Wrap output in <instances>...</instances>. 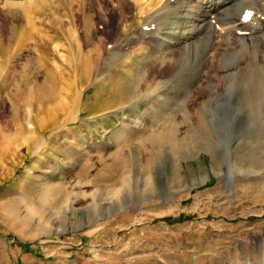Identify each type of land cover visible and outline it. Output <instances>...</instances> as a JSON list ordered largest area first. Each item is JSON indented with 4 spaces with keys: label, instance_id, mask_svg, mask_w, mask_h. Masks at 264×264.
Returning a JSON list of instances; mask_svg holds the SVG:
<instances>
[{
    "label": "rangeland",
    "instance_id": "obj_1",
    "mask_svg": "<svg viewBox=\"0 0 264 264\" xmlns=\"http://www.w3.org/2000/svg\"><path fill=\"white\" fill-rule=\"evenodd\" d=\"M169 2L0 0V264H264V22L213 93L152 66L150 21L195 38Z\"/></svg>",
    "mask_w": 264,
    "mask_h": 264
},
{
    "label": "bare ground",
    "instance_id": "obj_2",
    "mask_svg": "<svg viewBox=\"0 0 264 264\" xmlns=\"http://www.w3.org/2000/svg\"><path fill=\"white\" fill-rule=\"evenodd\" d=\"M3 1H4L5 5H7V4H22L23 5L24 4V0H2V2ZM149 1L152 3L153 2H155V3L156 2L157 3L163 2L164 3L162 10L157 15L158 19L164 20L167 17V15L169 14V12H171V7H170L171 4H169L171 1L170 2H169V0L168 1H166V0H149ZM190 1H192L194 3L192 5L190 4L192 7V9H190L192 19L191 18H189V19H191V21H192V23H190V26H193L195 38L193 39V42H191V43H189V41H188V44L184 42V46L180 47L181 48V49L179 48L180 51L177 50L174 55L169 54V52L168 53L164 52L163 49L169 48V47H166V45L168 46L171 44V42L173 43L175 40H177L179 35L176 36V38H175V36H171L172 33H167L164 35L162 34V31L160 33L159 32L157 33L152 28L153 24L151 21L149 23H147V26H149V25L150 26L147 27L146 30H143V28H144L143 27L141 32L144 33L145 35L149 36V39L152 41L153 45H155L154 48H156L158 50L157 55L159 53V56L152 60V63H153L152 66L154 68L159 70V69H162L163 66H168L169 77H171V76L174 77V75H175L174 72L178 71L181 68V65L178 66L177 64L181 61H183V62L186 61V59L188 58L189 51H190V54H191L190 58L192 56L193 60H194V68L189 73V77H191L190 78L191 81L192 80L193 81L194 80L199 81L198 80L199 78L202 79L203 76H207L208 85L207 84L206 85L211 88L213 93L215 91L218 92L220 84H219V81L217 82L213 76L214 75L216 76L218 74L217 70L219 69V67L224 68L225 72H227V71L229 72L230 68H228V66L235 62V58L232 56V54L234 52V51L231 52L232 50H234L232 46L224 48L223 50H220L219 53H216L217 58H215L216 55H215L214 50H217L218 46L215 45L214 39L220 37L224 41H229L228 43L232 44V43H234V39L236 36L241 35L248 30L250 32L251 31L254 32L256 30H259V27L264 22V20L261 19V15L263 14L262 12H264V6L258 0H190ZM140 11H141L140 13L143 12L142 14H144L143 8H141ZM247 11H250V13L247 16H245ZM158 19H157V21H158ZM189 19H188V22L190 21ZM211 21H213L216 24L213 25L211 23ZM161 27L158 26L159 30L162 29ZM150 30H152V31H150ZM185 30H186V28H185ZM202 31H203V35L202 36L200 35L201 37L200 36L197 37L198 33L202 32ZM240 39H242V38H240ZM250 40L252 43V47L254 48L253 51L255 49L258 50L260 48H261V50H264V36L259 35V34H257V35L255 34L251 37ZM180 41L178 42L177 45H179ZM147 43L148 42H146V44ZM143 45H145V44H143ZM241 46L242 45H240V47ZM235 47H236V44H235ZM174 48L176 49L175 46H174ZM137 51H139V49ZM165 51H167V50H165ZM133 52L135 53L134 50H133ZM79 53H81V52H79ZM171 53H173V52H171ZM256 53H257V51H256ZM85 55H88L87 57L90 58L91 61H93L95 58H98V56H99V48H97L95 46L94 49L90 50L89 53L79 55L78 57L84 59V58H86ZM237 60H238V57H237ZM218 63H222L223 65L222 64H221V66L218 65V69H217L216 65ZM75 71H76V69H75ZM61 72H62V69H61ZM63 72H66V71H63ZM228 72H227V74H228ZM187 74H185V75H187ZM203 79H204V77H203ZM202 82H204V81H202ZM49 83H51V82H49ZM212 91H210V92H212ZM51 93H53V92H51ZM48 94H50V93H48ZM212 95H214V94H212ZM41 96H43V95H41Z\"/></svg>",
    "mask_w": 264,
    "mask_h": 264
}]
</instances>
